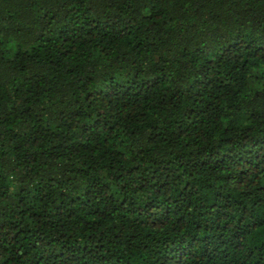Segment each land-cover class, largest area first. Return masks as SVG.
<instances>
[{
    "label": "trees",
    "instance_id": "obj_1",
    "mask_svg": "<svg viewBox=\"0 0 264 264\" xmlns=\"http://www.w3.org/2000/svg\"><path fill=\"white\" fill-rule=\"evenodd\" d=\"M0 264H264V0H0Z\"/></svg>",
    "mask_w": 264,
    "mask_h": 264
}]
</instances>
